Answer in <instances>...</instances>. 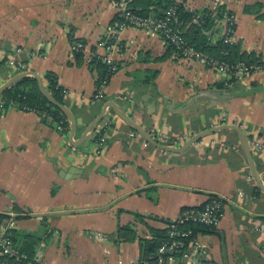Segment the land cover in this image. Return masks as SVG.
<instances>
[{"label": "crops", "instance_id": "1", "mask_svg": "<svg viewBox=\"0 0 264 264\" xmlns=\"http://www.w3.org/2000/svg\"><path fill=\"white\" fill-rule=\"evenodd\" d=\"M146 8L158 9L156 0H0V87L33 71L52 95L48 78L54 79L77 120L74 141L109 102L172 148L208 129L237 125L264 184V151L252 145L254 139L264 145V69L225 75L181 57L158 35L126 28L111 54L118 70L97 98L107 71L102 43L121 11ZM183 10L192 18L179 30L198 50L223 60L230 54L219 47L223 43L237 58L264 63V0H186ZM72 38L85 44L84 52L72 53ZM2 95L0 226L9 229L28 263L149 258L171 239L184 210L217 197L223 204L217 226L177 228L191 232L181 241L184 249L214 264H263L264 192L236 131L222 130L172 153L146 142L107 108L93 135L74 146L68 118L60 128L52 114L21 108ZM106 121L112 124L100 149Z\"/></svg>", "mask_w": 264, "mask_h": 264}, {"label": "built area", "instance_id": "2", "mask_svg": "<svg viewBox=\"0 0 264 264\" xmlns=\"http://www.w3.org/2000/svg\"><path fill=\"white\" fill-rule=\"evenodd\" d=\"M122 4L127 0H119ZM186 0H174L165 12L164 17L157 16H145L139 15L129 9H124L119 13L120 22L116 27L108 34L107 39L102 43L107 54L103 56V60L107 66L106 77L104 82L99 87L97 98L102 97V90L108 79L118 70L112 53L117 50V38L118 34L126 28H134L144 31L148 34L158 35L171 47L175 48L181 57L189 59L205 67H209L214 70H218L220 73L229 75H242L246 76L252 72L264 69V66H248L245 63H239L238 65H231L229 63L219 61L210 55L198 50L192 46L183 33L175 25L174 20L181 7H184ZM86 46L84 43L72 38V53L84 52ZM17 68L24 69V64L17 63ZM111 121H106L104 126L100 128L99 148L104 145L105 136L104 132L111 126ZM60 128H64V121L60 122ZM252 145L256 150L264 151V145L254 139ZM223 217V204L220 198L212 197L210 201L201 208L184 210L177 220L178 224L194 223L205 226H217ZM170 240L161 244L155 254L149 259H142L133 261L129 264H214L208 258L204 256L198 260L184 249V243L178 242L173 239L180 237H188L191 232H180L177 227L172 226L170 230ZM185 251V252H184ZM177 253L181 256H171L169 253ZM204 254V252H203ZM178 258H181L179 261ZM0 264H30L27 262V257L20 253L15 247L12 239V235L9 229L4 226H0ZM264 264V260H263Z\"/></svg>", "mask_w": 264, "mask_h": 264}, {"label": "water", "instance_id": "3", "mask_svg": "<svg viewBox=\"0 0 264 264\" xmlns=\"http://www.w3.org/2000/svg\"><path fill=\"white\" fill-rule=\"evenodd\" d=\"M32 76L36 79L37 84H38V88L39 91L41 93V95L47 100V102L53 106L56 107L57 109H59L61 112H63L65 114V116L68 118L70 126H71V143L74 146H80L82 145L87 139H89L94 131L96 130V128L98 127L99 123L103 120L106 110L107 108H112L117 114L118 116L125 121L131 128H133L137 133H139V135L149 144L162 149L164 151H168V152H172V153H183L186 150H188L190 147H192L194 144L198 143L200 140L215 134L217 132H220L222 130H234L237 132L238 136H239V140H240V144L241 147L243 149V151L245 152L246 158L248 160L249 163V167L251 170V173L256 181V184L258 186V188L264 192V184L261 180L256 162L254 160V157L252 155V151L250 149V145L248 142V139L244 133V131L237 125H222L219 127H214L211 129H208L194 137H192L189 141H187L182 147L180 148H172L166 145H163L157 141H155V139H153L151 137V135L141 126L137 125L133 120L130 119V117H128L125 113H123L114 103L109 102L107 103L104 108L102 109V112L100 113V115L91 123V125L86 129L85 133L83 134V136L74 141L73 140V136L76 132V128H77V120L76 117L74 116V114L72 113V111L65 105L59 103L45 88L43 81L41 79V77L33 72V71H26L23 73H20L18 75H16L15 77L11 78L7 83H5L4 85H2L0 87V95L3 94L7 89H9L11 86L15 85L16 83H18L19 81Z\"/></svg>", "mask_w": 264, "mask_h": 264}, {"label": "trees", "instance_id": "4", "mask_svg": "<svg viewBox=\"0 0 264 264\" xmlns=\"http://www.w3.org/2000/svg\"><path fill=\"white\" fill-rule=\"evenodd\" d=\"M156 3L158 5V9L156 8L154 12H150V10L148 8L143 9V11H137L135 9H132V11L139 14V15L148 16L150 14L155 13V15H157V17H164L165 12L168 10V8L171 5H173V2L171 0H156ZM191 18H192V15L186 13L183 10V7H181V9L179 10V12L177 14L176 19L174 20V23L179 29V27H180L179 25L181 23L189 22L191 20ZM205 20H206V22L207 21L210 22L208 17ZM187 39L189 40V38H187ZM189 41L188 42L193 46L194 42L193 41L191 42V40H189ZM195 47L199 48L198 45ZM219 47L222 50L224 49V50L229 51L230 54L225 56V57H220L223 60H220V59L216 58V56L214 57L211 54H208V55L218 59L219 61H223V62L229 63L231 65H238L239 63H245L248 66H251V65H253V66H261V65L264 66V63L260 62V61H255L253 59L252 60H247V59L245 60L241 56H239V58H237L238 53L237 52L234 53L232 50V47H230L229 45H224L222 43ZM104 74L106 75L105 71L103 73V76H104ZM103 76H102L101 80H103ZM48 80L50 81L49 90L51 91L52 96L59 103L64 104L63 93H62L61 88L58 86V84L55 82L54 79L52 80V79L48 78ZM2 97L6 100V102H11V101L16 102L17 104L20 105L21 108L47 113L48 115L52 114L57 122H61V121H67L68 122L67 117L59 109L51 106L47 102V100L41 95L35 79L25 78V79L19 81L18 83H16L15 85H13L9 89H7L3 93ZM67 125H68V123H67ZM191 225H193V224H191V223L176 224V227L180 230H183L185 227L191 228L192 227ZM183 239L184 238H179L180 241H183ZM184 241H187V240L185 239ZM188 241H189V239H188ZM146 259H149V258H146Z\"/></svg>", "mask_w": 264, "mask_h": 264}]
</instances>
